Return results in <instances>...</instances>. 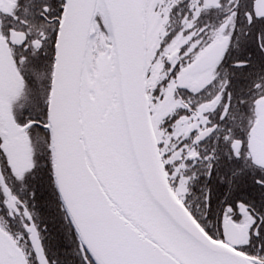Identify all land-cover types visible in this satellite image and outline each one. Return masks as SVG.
Returning a JSON list of instances; mask_svg holds the SVG:
<instances>
[{
	"label": "snow or ice",
	"instance_id": "6c2138e0",
	"mask_svg": "<svg viewBox=\"0 0 264 264\" xmlns=\"http://www.w3.org/2000/svg\"><path fill=\"white\" fill-rule=\"evenodd\" d=\"M0 264H264V0H0Z\"/></svg>",
	"mask_w": 264,
	"mask_h": 264
}]
</instances>
